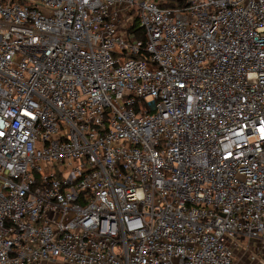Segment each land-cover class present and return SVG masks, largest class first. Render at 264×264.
<instances>
[{"label":"built area","instance_id":"1","mask_svg":"<svg viewBox=\"0 0 264 264\" xmlns=\"http://www.w3.org/2000/svg\"><path fill=\"white\" fill-rule=\"evenodd\" d=\"M239 239L264 0H0V264H245Z\"/></svg>","mask_w":264,"mask_h":264},{"label":"crops","instance_id":"2","mask_svg":"<svg viewBox=\"0 0 264 264\" xmlns=\"http://www.w3.org/2000/svg\"><path fill=\"white\" fill-rule=\"evenodd\" d=\"M244 240V239H241ZM256 245L259 243V248L253 249L249 246V249L246 246L239 247V251H241V255L236 254V259L239 262L245 263V264H264V244L261 243L258 240H253ZM252 248V249H251ZM237 251V249H236Z\"/></svg>","mask_w":264,"mask_h":264},{"label":"rangeland","instance_id":"3","mask_svg":"<svg viewBox=\"0 0 264 264\" xmlns=\"http://www.w3.org/2000/svg\"><path fill=\"white\" fill-rule=\"evenodd\" d=\"M236 241H237V244H238L239 247L246 246L248 249H249V246L252 247L253 249L260 247L259 243H257L256 245L254 244L257 241L254 242L253 240H246V239L245 240L239 239V240H236ZM239 247H237V251H236L237 255H241V251H239ZM58 264H61V263H58Z\"/></svg>","mask_w":264,"mask_h":264},{"label":"trees","instance_id":"4","mask_svg":"<svg viewBox=\"0 0 264 264\" xmlns=\"http://www.w3.org/2000/svg\"><path fill=\"white\" fill-rule=\"evenodd\" d=\"M136 36L139 37V38H144V32H143V30L141 28H138Z\"/></svg>","mask_w":264,"mask_h":264}]
</instances>
